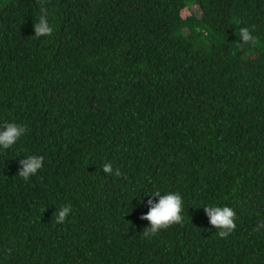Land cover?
I'll return each mask as SVG.
<instances>
[{
    "label": "trees",
    "instance_id": "1",
    "mask_svg": "<svg viewBox=\"0 0 264 264\" xmlns=\"http://www.w3.org/2000/svg\"><path fill=\"white\" fill-rule=\"evenodd\" d=\"M6 123L27 131L0 147V264H264V0H0ZM156 191L183 224L145 237Z\"/></svg>",
    "mask_w": 264,
    "mask_h": 264
},
{
    "label": "clouds",
    "instance_id": "2",
    "mask_svg": "<svg viewBox=\"0 0 264 264\" xmlns=\"http://www.w3.org/2000/svg\"><path fill=\"white\" fill-rule=\"evenodd\" d=\"M49 13L44 3L40 4V16L38 22L34 23L35 37L51 36L53 34V27L49 23ZM239 37L241 46L245 44H255L256 38L252 35V31L247 27H241L239 29ZM4 131L0 132V147L8 149L13 146L27 131L26 127L16 123H6L4 125ZM23 165L22 170L19 172V176L27 180L30 176L37 173L43 166V157L28 156L27 160H21ZM103 171L105 173H112L113 168L110 163L103 165ZM116 176H120L121 173L117 169L114 173ZM152 196L159 197L158 203H153L149 200L150 209L148 213L141 216V219L147 220L151 223V227L143 231V236L149 237L156 235L161 229H167L175 224H183V199L179 192H167L161 195L160 191H156ZM204 211L210 218V223L216 226L219 231L218 235L222 238H226L231 234L236 224L234 219L236 213L233 209L224 206H205ZM71 211V205H65L55 214L56 223H63L67 215ZM259 227H264V221H261Z\"/></svg>",
    "mask_w": 264,
    "mask_h": 264
},
{
    "label": "rangeland",
    "instance_id": "3",
    "mask_svg": "<svg viewBox=\"0 0 264 264\" xmlns=\"http://www.w3.org/2000/svg\"><path fill=\"white\" fill-rule=\"evenodd\" d=\"M189 3L193 4V0H187Z\"/></svg>",
    "mask_w": 264,
    "mask_h": 264
}]
</instances>
